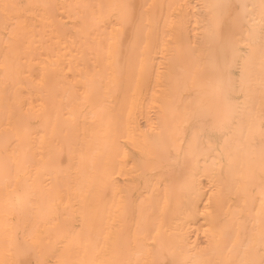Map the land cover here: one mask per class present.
<instances>
[{
  "label": "bare ground",
  "instance_id": "1",
  "mask_svg": "<svg viewBox=\"0 0 264 264\" xmlns=\"http://www.w3.org/2000/svg\"><path fill=\"white\" fill-rule=\"evenodd\" d=\"M260 3L0 0V261L261 264Z\"/></svg>",
  "mask_w": 264,
  "mask_h": 264
},
{
  "label": "snow or ice",
  "instance_id": "2",
  "mask_svg": "<svg viewBox=\"0 0 264 264\" xmlns=\"http://www.w3.org/2000/svg\"><path fill=\"white\" fill-rule=\"evenodd\" d=\"M4 7L5 9H7L9 6L5 5ZM260 7L262 11H264V0H261ZM261 121H262V125H264V112H262L261 114ZM262 172H264V156H262ZM8 179H10V173L6 172V180ZM6 186H7V183H6ZM262 191H264V189H262ZM260 234H261V240L264 241V219H262L261 221V233ZM0 264H4V262L0 261ZM240 264H252V262L245 260V261H241ZM261 264H264V260L261 261Z\"/></svg>",
  "mask_w": 264,
  "mask_h": 264
},
{
  "label": "rangeland",
  "instance_id": "3",
  "mask_svg": "<svg viewBox=\"0 0 264 264\" xmlns=\"http://www.w3.org/2000/svg\"><path fill=\"white\" fill-rule=\"evenodd\" d=\"M198 240H199V242L203 243V238H202V236H199V237H198Z\"/></svg>",
  "mask_w": 264,
  "mask_h": 264
}]
</instances>
